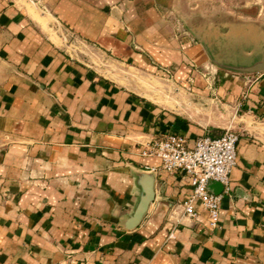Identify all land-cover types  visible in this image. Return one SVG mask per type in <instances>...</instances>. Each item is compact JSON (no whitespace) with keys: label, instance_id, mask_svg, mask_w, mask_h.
I'll list each match as a JSON object with an SVG mask.
<instances>
[{"label":"crops","instance_id":"0c3cea01","mask_svg":"<svg viewBox=\"0 0 264 264\" xmlns=\"http://www.w3.org/2000/svg\"><path fill=\"white\" fill-rule=\"evenodd\" d=\"M263 51L264 0H0V264H264V73L216 65ZM129 72L175 91L152 99ZM227 129L237 164L229 193L210 186L212 228L200 202L197 220L184 213L189 177L141 149ZM142 173L155 199L129 230Z\"/></svg>","mask_w":264,"mask_h":264},{"label":"built area","instance_id":"2783aa9c","mask_svg":"<svg viewBox=\"0 0 264 264\" xmlns=\"http://www.w3.org/2000/svg\"><path fill=\"white\" fill-rule=\"evenodd\" d=\"M238 140V134L232 129L220 137L197 138L192 145L183 136L169 134L143 145L141 155L160 160L161 169L167 173L188 176L192 192L182 204L185 215L197 220L195 204L200 202L211 227L217 228L223 194L213 193L210 186L219 183L225 194L230 192L231 173L237 164Z\"/></svg>","mask_w":264,"mask_h":264},{"label":"rangeland","instance_id":"374dc122","mask_svg":"<svg viewBox=\"0 0 264 264\" xmlns=\"http://www.w3.org/2000/svg\"><path fill=\"white\" fill-rule=\"evenodd\" d=\"M42 9L46 11L45 8L42 7ZM52 34L54 35L53 31L51 32V35ZM64 37H66V36H63V35L61 36L62 39ZM63 40H66V41H64V45H66L67 48H69V50H71L72 53H77L79 56L85 55L84 54L85 49H83V46L78 41H76L75 38H73L71 35L67 36ZM221 69L226 70V71L231 72V73H234V74L251 75V74H244V73L235 72V71L224 69V68H221ZM128 76L131 78V81H133V84H132L133 87L132 88L140 90V91L144 90L146 92V95L152 99H158L160 97L165 96L164 97L165 100L169 101L171 98L170 94H166V95H162V96L159 95V91H158L157 87L167 86V87H171V93L173 91H175L174 86L172 85V84H174L175 81L173 79H170V77L169 78L166 77V78H164V80L161 78H158L157 76L149 77V78L148 77H145V78L142 77L141 78V77H138L137 75H135V76L131 75L130 72L128 73ZM189 93H191V92L185 90V93L181 94V99L183 101H186L188 103V105L190 104L189 98L192 97ZM199 101L206 103L204 99L199 98ZM208 102H210V100ZM209 107L214 108L212 110V112L215 113V116L220 117L222 113H225L224 111L222 112L221 107L215 106L214 104H210ZM1 146H2V143L0 142V148H1Z\"/></svg>","mask_w":264,"mask_h":264},{"label":"water","instance_id":"95a60500","mask_svg":"<svg viewBox=\"0 0 264 264\" xmlns=\"http://www.w3.org/2000/svg\"><path fill=\"white\" fill-rule=\"evenodd\" d=\"M219 68H224L244 74L264 73V51L262 59L251 66H234L225 64H216ZM139 185L141 187V195L139 203L127 222V228L133 230L139 226L145 217L149 206L155 199V176L149 173L139 175Z\"/></svg>","mask_w":264,"mask_h":264}]
</instances>
